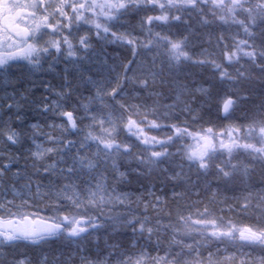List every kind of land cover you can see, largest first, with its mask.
I'll use <instances>...</instances> for the list:
<instances>
[{
    "label": "snow or ice",
    "instance_id": "1",
    "mask_svg": "<svg viewBox=\"0 0 264 264\" xmlns=\"http://www.w3.org/2000/svg\"><path fill=\"white\" fill-rule=\"evenodd\" d=\"M0 264H264V0H0Z\"/></svg>",
    "mask_w": 264,
    "mask_h": 264
},
{
    "label": "trees",
    "instance_id": "2",
    "mask_svg": "<svg viewBox=\"0 0 264 264\" xmlns=\"http://www.w3.org/2000/svg\"><path fill=\"white\" fill-rule=\"evenodd\" d=\"M105 54L109 57V61L111 62V59L114 56H116L118 53L113 48H109ZM120 54L121 55H126L129 59H131V54L130 53L123 52V53H120ZM62 68H63V65L60 66V70H62ZM73 74L74 73H73V71H72V69L70 67L69 77L71 78ZM36 79H37V83H39L40 80H49L53 84V86H57L60 83L59 75H56V74H53V73H44L42 75H38L36 77ZM42 92H43L42 88H37L36 97L39 98V95ZM21 163H23V161H21ZM139 187H140L139 184L136 183L135 181H133L132 189H136V188H139ZM44 247L46 249H48V250H60V245L59 244L45 245ZM64 251H67V249H64Z\"/></svg>",
    "mask_w": 264,
    "mask_h": 264
}]
</instances>
